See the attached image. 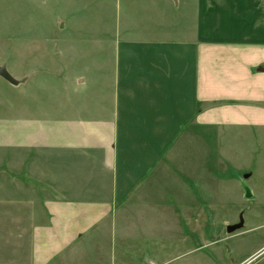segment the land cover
<instances>
[{
  "label": "crops",
  "instance_id": "crops-1",
  "mask_svg": "<svg viewBox=\"0 0 264 264\" xmlns=\"http://www.w3.org/2000/svg\"><path fill=\"white\" fill-rule=\"evenodd\" d=\"M142 4L113 82L14 86L0 264H264V240L248 254L240 241L245 222L227 232L264 212L245 186L264 177V0Z\"/></svg>",
  "mask_w": 264,
  "mask_h": 264
},
{
  "label": "rangeland",
  "instance_id": "rangeland-1",
  "mask_svg": "<svg viewBox=\"0 0 264 264\" xmlns=\"http://www.w3.org/2000/svg\"><path fill=\"white\" fill-rule=\"evenodd\" d=\"M142 1L150 2L0 0V65L19 83L34 76L43 79L42 73L64 81L94 78L113 82V49L125 44L127 32H140L142 9L150 8ZM23 88L28 93H42L41 87L30 82ZM50 88L48 93L53 96L62 92L56 82ZM14 95L15 87L0 77V112L13 115ZM245 184L247 193L250 189L264 193V177L259 172ZM238 219L246 223L240 241L248 254L264 240V228L246 230L252 224L262 225L264 212H245Z\"/></svg>",
  "mask_w": 264,
  "mask_h": 264
},
{
  "label": "water",
  "instance_id": "water-1",
  "mask_svg": "<svg viewBox=\"0 0 264 264\" xmlns=\"http://www.w3.org/2000/svg\"><path fill=\"white\" fill-rule=\"evenodd\" d=\"M0 77L6 80L13 86H17L19 81L8 71L7 67L0 65ZM244 225L243 219H240L238 224L231 225L227 228L228 233H233L239 229H241Z\"/></svg>",
  "mask_w": 264,
  "mask_h": 264
}]
</instances>
